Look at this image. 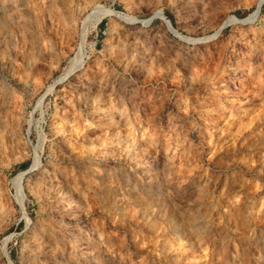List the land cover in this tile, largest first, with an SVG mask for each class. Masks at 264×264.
<instances>
[{
	"label": "rangeland",
	"instance_id": "rangeland-1",
	"mask_svg": "<svg viewBox=\"0 0 264 264\" xmlns=\"http://www.w3.org/2000/svg\"><path fill=\"white\" fill-rule=\"evenodd\" d=\"M262 1L0 0V264H264Z\"/></svg>",
	"mask_w": 264,
	"mask_h": 264
},
{
	"label": "bare ground",
	"instance_id": "bare-ground-1",
	"mask_svg": "<svg viewBox=\"0 0 264 264\" xmlns=\"http://www.w3.org/2000/svg\"><path fill=\"white\" fill-rule=\"evenodd\" d=\"M258 10L250 16V18L248 19L249 21H253L257 15H258ZM103 16H112V17H116L118 19H123L125 20L127 23L128 28H130L133 24H135V20L136 18L134 17H130V16H121V14L117 13L116 11L112 10V9H108V8H104V7H97L95 9V11H93V13L91 15H89L87 18L84 19L83 21V31H82V43L80 45L79 51L76 54V56L71 59V62L69 64V67L66 70L65 73V77L63 79H66L67 77H69L71 74H73L75 71H77V69H80L81 67H83L84 65V61H85V51H84V39L88 30V25L90 24L91 21H93L94 19L99 20V18L103 17ZM156 18L159 19H166L164 17V15L162 14L161 11H158L155 13ZM238 19L236 18H232L229 23L231 21H236ZM167 21V19H166ZM95 22V21H94ZM239 22V21H238ZM167 27L170 31L174 32L177 34L176 29H174V27L172 25H170L169 21H167ZM93 25V24H92ZM226 26V25H225ZM223 26V27H225ZM222 27V28H223ZM220 28L216 35L221 32ZM215 35V36H216ZM81 36V35H80ZM81 41V39H80ZM62 81V79L60 78L58 81ZM64 81V80H63ZM56 83V82H55ZM60 83V82H59ZM53 88V86H51L49 89L51 90ZM172 109V108H171ZM173 111H177L175 108L172 109ZM170 112V111H169ZM108 120H110V118L108 117ZM190 134V133H189ZM186 138V137H185ZM39 156H36L35 158V164L32 166V169H36L39 166ZM23 173L18 175L14 181H13V188H15L16 193H17V202L19 204H21L23 206V198H24V192H23V186H22V180H23ZM61 196H64L65 199L68 200L69 205H73V203L77 204V202L75 200L72 199L73 194L71 192L70 189H68L67 187L64 188L63 193H61ZM25 199V198H24ZM65 206V205H64ZM65 208V207H64ZM73 208V207H72ZM71 208V209H72ZM66 211V210H65ZM61 212V211H59ZM72 214V213H70ZM77 214V213H76ZM81 213H78L76 215L77 220L79 218H81L82 215H80ZM68 215V213L66 214V216ZM65 215H61V219L64 217ZM27 218V217H26ZM71 218V217H69ZM74 218V219H76ZM28 219V218H27ZM84 220H78L77 224L75 226H72L74 228V234L76 235L74 237V239H72V245L74 247V253L76 255V258H78V262L76 264H83L85 261V247H86V238L85 234L83 232V225H84ZM197 222V221H196ZM50 232V231H49ZM54 233V232H53ZM42 234V233H41ZM50 239L46 240L43 244L41 242H38V252L36 254V256L38 257L37 262H39V264H66V260L65 257L67 256V253L69 251V247H67V245H64L62 247L56 246L54 245V243L52 242L56 237L55 235H51L49 237ZM46 239V238H45ZM61 241V240H60ZM89 241V240H88ZM8 240H5V242L3 243V249L2 251H5V246L7 244ZM33 245V244H32ZM5 254V253H4ZM33 255V254H32ZM31 255V256H32Z\"/></svg>",
	"mask_w": 264,
	"mask_h": 264
},
{
	"label": "water",
	"instance_id": "water-1",
	"mask_svg": "<svg viewBox=\"0 0 264 264\" xmlns=\"http://www.w3.org/2000/svg\"><path fill=\"white\" fill-rule=\"evenodd\" d=\"M263 1H264V0H263ZM263 1H262V2H263ZM262 2L259 4V6H258V8H257V9H258V12H259V8H260V5L262 4ZM164 17H165V16H164ZM164 21H165V19H164ZM23 211H24V209H23Z\"/></svg>",
	"mask_w": 264,
	"mask_h": 264
}]
</instances>
